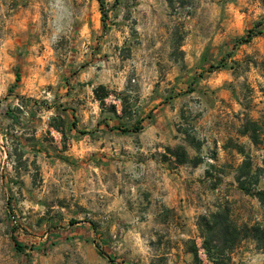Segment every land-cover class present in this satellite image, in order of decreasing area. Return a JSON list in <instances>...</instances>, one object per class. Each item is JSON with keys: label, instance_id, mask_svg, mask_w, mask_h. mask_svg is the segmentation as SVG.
Listing matches in <instances>:
<instances>
[{"label": "rangeland", "instance_id": "374dc122", "mask_svg": "<svg viewBox=\"0 0 264 264\" xmlns=\"http://www.w3.org/2000/svg\"><path fill=\"white\" fill-rule=\"evenodd\" d=\"M102 2L0 0V264H264L220 215L264 223L236 181L264 157V0Z\"/></svg>", "mask_w": 264, "mask_h": 264}, {"label": "trees", "instance_id": "16d2710c", "mask_svg": "<svg viewBox=\"0 0 264 264\" xmlns=\"http://www.w3.org/2000/svg\"><path fill=\"white\" fill-rule=\"evenodd\" d=\"M97 1L99 3V6L103 7L102 0ZM252 37L253 31H248L247 35L238 39L237 42L239 44L247 43ZM18 78L19 76L16 75V82L18 81ZM93 93L95 100L98 101L100 106H103L104 100L111 95V92L107 91L103 85H99L98 87H96L93 90ZM109 109L112 110V112H115V105H111ZM122 110H125V104L123 102ZM245 128L246 133L244 134H249V138L251 139L252 143L254 145L262 146L264 148V123L250 121L247 123ZM235 148L240 155L245 157L244 149L242 146H236ZM168 152L180 159V162H184V152L178 153L177 151H173L171 149H168ZM250 179H253V184H251ZM261 180H264V157L261 161V164L256 167H252V164L250 163L249 159H244L243 163L239 168V174L236 179L238 187L241 191L244 192V194L255 198L264 210V188L258 187V184ZM217 215L213 216L215 217ZM220 215H222L221 232L222 239H224V243L234 244V242L243 239V237H248L247 234H249L250 239L257 243V249H261V247H264V223L256 222L250 228H247V225H241L240 227H236L233 221L229 219V213H220ZM207 225L208 224L206 223V226ZM202 239L203 250L205 251L207 257L210 258V260H214L210 256L212 252L218 251V246L216 245V243H213V241L210 240V238L205 234L202 235ZM13 242L16 248H20V245L17 243L15 238L13 239ZM96 249L100 256L105 257L109 262H111L110 257H108L97 245ZM193 256L195 261L200 262L196 249L193 251Z\"/></svg>", "mask_w": 264, "mask_h": 264}, {"label": "crops", "instance_id": "0c3cea01", "mask_svg": "<svg viewBox=\"0 0 264 264\" xmlns=\"http://www.w3.org/2000/svg\"><path fill=\"white\" fill-rule=\"evenodd\" d=\"M99 85H103L102 83H99ZM93 99V98H92ZM94 101L96 103H98L95 99ZM107 111H111V112H107ZM122 112V106L120 105H116L115 104V112H112V110H104L103 107L100 106V113L98 116H95L92 121L95 122V125L98 126V122H100L99 126L102 127L101 125L104 124V125H107V124H110V126H116V123H113V121L109 118L105 119V116H111L114 120H119L121 121L123 119V115L121 114Z\"/></svg>", "mask_w": 264, "mask_h": 264}, {"label": "clouds", "instance_id": "9594fccd", "mask_svg": "<svg viewBox=\"0 0 264 264\" xmlns=\"http://www.w3.org/2000/svg\"><path fill=\"white\" fill-rule=\"evenodd\" d=\"M49 115H52V113H49ZM2 161H3V157L0 156V163H2Z\"/></svg>", "mask_w": 264, "mask_h": 264}]
</instances>
